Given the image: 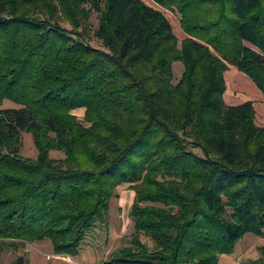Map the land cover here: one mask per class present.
Instances as JSON below:
<instances>
[{
  "label": "trees",
  "instance_id": "1",
  "mask_svg": "<svg viewBox=\"0 0 264 264\" xmlns=\"http://www.w3.org/2000/svg\"><path fill=\"white\" fill-rule=\"evenodd\" d=\"M154 2L180 14V48L141 0H0V105L20 106L0 111V254L48 239L76 257L124 184L135 235L104 264H219L263 237L264 127L223 96L230 66L264 96V0Z\"/></svg>",
  "mask_w": 264,
  "mask_h": 264
},
{
  "label": "rangeland",
  "instance_id": "2",
  "mask_svg": "<svg viewBox=\"0 0 264 264\" xmlns=\"http://www.w3.org/2000/svg\"><path fill=\"white\" fill-rule=\"evenodd\" d=\"M144 1L149 7L155 8L162 12L169 19L173 28L174 34L180 48L182 41L187 35L180 28L181 16L175 10H165L160 7L154 0H141ZM91 23L96 28L98 19L92 15ZM67 29L70 25L64 24ZM93 35V33H91ZM92 45L97 48H102L101 42L95 38L92 40ZM174 77L172 80L173 85H178V82L184 74L183 64L181 62H174L172 66ZM225 83L227 90L224 94V99L228 105H241L246 101H251L256 110L255 124L264 127V96L256 83L240 72L237 68L230 66L226 71ZM20 108L16 103L10 100H4L0 105L2 109H15ZM72 113L83 120L85 110L75 109ZM23 149L22 155L28 159H34L37 156V149L33 143L31 133L23 134ZM196 154H200L198 150H194ZM53 159L59 160L63 157L62 152H51ZM135 191L129 185H121L117 188L115 195L111 199L109 209V217L103 224H96L94 228L87 234L82 242V246L76 257L66 255L57 256L53 254V246L49 240L41 242L26 243L20 245L18 249H14L9 245H5L2 253L0 254V264H12L19 256L27 259L28 264H104L105 261L111 259V255L117 253L119 249L128 247L131 244L135 229L133 228V219L131 218V207L135 201ZM245 239L239 242L235 251L231 256L222 255L219 264H243L248 259H258L261 255L260 248L264 247L263 237H256L253 234H246ZM140 241L148 246L150 250L154 249L156 244L152 239L143 234L139 237Z\"/></svg>",
  "mask_w": 264,
  "mask_h": 264
},
{
  "label": "crops",
  "instance_id": "3",
  "mask_svg": "<svg viewBox=\"0 0 264 264\" xmlns=\"http://www.w3.org/2000/svg\"><path fill=\"white\" fill-rule=\"evenodd\" d=\"M231 256V255H230Z\"/></svg>",
  "mask_w": 264,
  "mask_h": 264
}]
</instances>
